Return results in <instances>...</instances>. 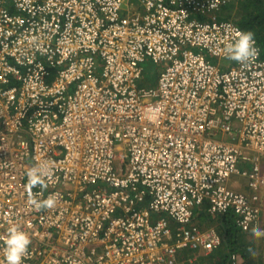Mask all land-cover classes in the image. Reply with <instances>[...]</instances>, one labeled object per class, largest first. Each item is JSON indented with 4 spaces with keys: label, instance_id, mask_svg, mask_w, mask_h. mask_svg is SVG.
Here are the masks:
<instances>
[{
    "label": "built area",
    "instance_id": "built-area-1",
    "mask_svg": "<svg viewBox=\"0 0 264 264\" xmlns=\"http://www.w3.org/2000/svg\"><path fill=\"white\" fill-rule=\"evenodd\" d=\"M10 1L16 13L0 5V262L12 223L30 237L23 264H198L182 252L221 245L194 224L205 205L231 212L247 236L264 230V58L254 38L252 58H229L243 30L215 15L233 0ZM149 63L155 85L144 82ZM33 167L43 185L29 189ZM29 191L55 206L37 211Z\"/></svg>",
    "mask_w": 264,
    "mask_h": 264
},
{
    "label": "trees",
    "instance_id": "trees-1",
    "mask_svg": "<svg viewBox=\"0 0 264 264\" xmlns=\"http://www.w3.org/2000/svg\"><path fill=\"white\" fill-rule=\"evenodd\" d=\"M0 5L6 7L9 13H16L15 7L10 0H6ZM234 5H236L235 8L237 7L235 16L231 14L229 8ZM200 19L203 21L209 20V18L204 17ZM215 19L230 20L243 31H250L260 47L262 58H264V0H233L216 12ZM214 60L216 59H212L215 63ZM147 85L153 84L149 82ZM216 223L221 236V246L214 250L207 257V260L212 264H234L231 261V255L236 254L241 259L240 264H262L261 247L263 242L259 240L260 237L246 239V234L235 224V218L231 212L217 217ZM181 256L183 257V255Z\"/></svg>",
    "mask_w": 264,
    "mask_h": 264
},
{
    "label": "clouds",
    "instance_id": "clouds-1",
    "mask_svg": "<svg viewBox=\"0 0 264 264\" xmlns=\"http://www.w3.org/2000/svg\"><path fill=\"white\" fill-rule=\"evenodd\" d=\"M227 51L229 53V58L236 61L243 62L252 58L256 54L252 33L250 31L237 30L236 39L228 45ZM27 176L29 189L38 184L43 185V180L38 168L33 167L30 169ZM29 203L39 211L41 208L54 207L56 200L51 196L43 200H37L29 191ZM219 216L222 215H217V217ZM217 233L219 234L218 231ZM253 235L257 237L264 235V230H254ZM254 236H250V239ZM30 242L29 235L22 230L20 226L15 223L10 224L3 238L4 260L0 262V264H23V258L28 250Z\"/></svg>",
    "mask_w": 264,
    "mask_h": 264
},
{
    "label": "crops",
    "instance_id": "crops-1",
    "mask_svg": "<svg viewBox=\"0 0 264 264\" xmlns=\"http://www.w3.org/2000/svg\"><path fill=\"white\" fill-rule=\"evenodd\" d=\"M229 186L232 187L233 189L237 190V191H242V192H245L247 194L250 193V189L248 188L246 179H240V178L233 177L230 179ZM195 214L196 215L194 216V221H195L194 224L196 225V227L200 231L205 232V231L210 230L211 228H214L215 231H218L217 223H216V217L217 216L210 215L207 211L206 205L202 206L200 209H198L195 212ZM173 226L174 225H172V227ZM255 237H257V236H255ZM247 238L249 239L250 236H247ZM210 254L211 253L205 254L202 249H199L197 251H192V252H189V251L182 252L183 256L191 255V256L196 257L198 260V264H212L209 260H207V257L210 256ZM236 256H238V255H236ZM237 261H238L237 264L241 263V259L239 256H238ZM262 264H264V246H263V250H262Z\"/></svg>",
    "mask_w": 264,
    "mask_h": 264
},
{
    "label": "rangeland",
    "instance_id": "rangeland-1",
    "mask_svg": "<svg viewBox=\"0 0 264 264\" xmlns=\"http://www.w3.org/2000/svg\"><path fill=\"white\" fill-rule=\"evenodd\" d=\"M138 4H137V2L135 1L134 2V6L136 7ZM235 6L236 5H234V6H231V7H229L230 8V10H231V14L233 15V16H235V13H236V11H237V7L235 8ZM123 8H125L124 6H123ZM228 8V9H229ZM146 72L144 73V76H143V78H144V82L145 83H152L153 85H155V83H156V76L154 75V76H152L151 74H150V72L149 71H153V70H155V67L151 64V63H149L148 64V66H147V68H146ZM150 75H151V77H150ZM235 128H237V125H233V129H235ZM217 139H221V136L220 135H218L217 136ZM223 140H227V137L226 136H224L223 138H222ZM247 236V235H246ZM246 239H248L247 237H246ZM259 240H261L263 243H262V247H261V249L263 250V246H264V237H260L259 238Z\"/></svg>",
    "mask_w": 264,
    "mask_h": 264
},
{
    "label": "bare ground",
    "instance_id": "bare-ground-1",
    "mask_svg": "<svg viewBox=\"0 0 264 264\" xmlns=\"http://www.w3.org/2000/svg\"><path fill=\"white\" fill-rule=\"evenodd\" d=\"M217 138V137H216Z\"/></svg>",
    "mask_w": 264,
    "mask_h": 264
}]
</instances>
